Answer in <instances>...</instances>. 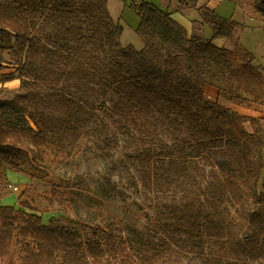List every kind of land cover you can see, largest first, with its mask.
Instances as JSON below:
<instances>
[{"label": "trees", "instance_id": "obj_1", "mask_svg": "<svg viewBox=\"0 0 264 264\" xmlns=\"http://www.w3.org/2000/svg\"><path fill=\"white\" fill-rule=\"evenodd\" d=\"M129 1L141 19V50L122 46L124 27L108 0H0V72L14 70L0 78V164L18 172L23 159L45 161V150L63 156L93 135L103 114L132 149L143 187L163 199L164 243L146 241L134 259L154 264L175 245L202 264H252L264 257V117L206 100L205 87L217 100L264 106V72L241 45L240 24L215 10L203 13L213 39L233 48L189 36L149 2ZM173 1L185 11L200 0ZM253 6L264 14V0ZM14 80L18 88L4 86ZM99 245L44 224L28 201L12 207L0 199V264H16L15 246L20 264L58 255L60 264H85L104 254Z\"/></svg>", "mask_w": 264, "mask_h": 264}, {"label": "rangeland", "instance_id": "obj_2", "mask_svg": "<svg viewBox=\"0 0 264 264\" xmlns=\"http://www.w3.org/2000/svg\"><path fill=\"white\" fill-rule=\"evenodd\" d=\"M144 1L170 14L188 35L199 39L205 40L206 36L210 40L213 38V30L204 20V9L215 10L219 17L239 23L236 35L241 45L264 72V14L254 9V0H200L197 8L185 11H178L173 0ZM108 4L112 17L124 27L120 39L122 46L137 50L144 48L146 42L138 33L141 19L130 1L108 0ZM195 20V33L191 35ZM225 47L233 48L230 41H226ZM1 72L7 74L14 70L3 69ZM10 85L4 86L16 89L15 83ZM16 85L17 88L20 86L19 80ZM219 85L226 87L225 83ZM205 99L250 116H254V111L262 106L253 101L233 102L228 96L217 100L216 90L210 86L205 87ZM254 117L259 118L258 115ZM100 118L101 123L93 135L84 137L74 150L63 156H57L52 149L45 150V161L31 164L23 159L18 172L10 164L2 162L1 205L18 207L20 202L28 201L40 211L44 224L74 228L85 245L100 244L104 254L97 258L87 257L85 264H139L134 258L143 253L146 241H151L155 249L164 243L161 240L164 234L157 226V209L163 199L143 187L139 173L128 157L132 149L118 136L114 123L103 114ZM247 129L253 132L250 126ZM106 134L110 140H105ZM160 139L172 142L164 134ZM11 187L19 190L14 191ZM165 249L168 252L162 251L163 258L154 264H202L204 261L199 254L175 245ZM13 254L16 264H20V249L15 246ZM131 258L134 263L129 262ZM60 263L61 256L58 255L46 264ZM252 264H264V257Z\"/></svg>", "mask_w": 264, "mask_h": 264}, {"label": "crops", "instance_id": "obj_3", "mask_svg": "<svg viewBox=\"0 0 264 264\" xmlns=\"http://www.w3.org/2000/svg\"><path fill=\"white\" fill-rule=\"evenodd\" d=\"M195 23H196V20L193 22V24H192V26H193V32L192 31H190L191 32V35H193L192 33H195ZM190 36V35H189ZM192 37V36H191ZM205 40H210L207 36L205 37ZM212 40H213V38H212ZM219 40V39H218ZM213 43L215 44V45H217V46H219V47H225L226 46V40H224V39H220V41H217V42H214L213 41ZM10 83H15V88H17V80H14V81H12V82H9V83H6L5 84V86H9V87H11L12 85H10ZM9 84V85H8ZM242 111H245L244 109H241ZM255 113L253 114L254 116L256 115H258V117H260V118H262V117H264V106H260V107H258V109H257V111H254ZM263 123H264V120H263Z\"/></svg>", "mask_w": 264, "mask_h": 264}, {"label": "built area", "instance_id": "obj_4", "mask_svg": "<svg viewBox=\"0 0 264 264\" xmlns=\"http://www.w3.org/2000/svg\"><path fill=\"white\" fill-rule=\"evenodd\" d=\"M14 191H18L19 190V188H17V187H11Z\"/></svg>", "mask_w": 264, "mask_h": 264}]
</instances>
